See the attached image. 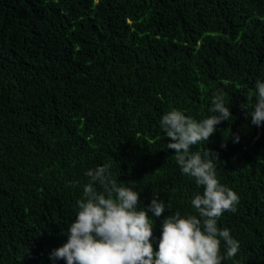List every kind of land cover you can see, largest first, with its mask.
Here are the masks:
<instances>
[{
	"label": "trees",
	"instance_id": "trees-1",
	"mask_svg": "<svg viewBox=\"0 0 264 264\" xmlns=\"http://www.w3.org/2000/svg\"><path fill=\"white\" fill-rule=\"evenodd\" d=\"M257 80L264 0H0V264H66L50 253L67 242L85 172L104 164L140 191L137 210L164 200L149 214L158 250L164 219L196 214L203 191L160 120L209 117L218 90L233 118L192 151L218 153L217 178L239 197L217 222L239 243L222 264H264V126L240 106Z\"/></svg>",
	"mask_w": 264,
	"mask_h": 264
},
{
	"label": "clouds",
	"instance_id": "clouds-1",
	"mask_svg": "<svg viewBox=\"0 0 264 264\" xmlns=\"http://www.w3.org/2000/svg\"><path fill=\"white\" fill-rule=\"evenodd\" d=\"M255 89L240 106L251 124L261 127L264 83L257 80ZM253 99L249 111L248 102ZM211 105L212 115L201 121L175 108L160 120L161 129L171 141L167 149L174 150L182 174L203 188L202 194L191 200L196 214L182 216L176 212L166 217L155 250L150 218L160 217L168 209L164 200L155 194L146 208L137 210L140 191L124 186L125 182L118 183L109 164L97 166L85 172L89 182L77 200L76 218L66 229L67 242L50 253L51 259L66 264H222L225 259H233L239 243L228 229L218 228L217 222L225 211H236L239 197L217 178L214 159L219 158L218 153L208 148L203 153L192 151L201 142H209L217 125L233 118L221 90L214 94ZM239 140L236 134L234 142Z\"/></svg>",
	"mask_w": 264,
	"mask_h": 264
}]
</instances>
